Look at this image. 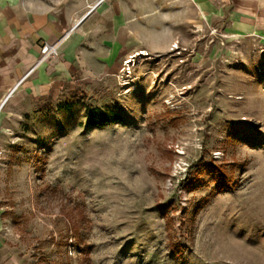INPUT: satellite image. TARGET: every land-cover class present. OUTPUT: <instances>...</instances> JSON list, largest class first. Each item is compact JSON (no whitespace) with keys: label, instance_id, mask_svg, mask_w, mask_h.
<instances>
[{"label":"rangeland","instance_id":"obj_1","mask_svg":"<svg viewBox=\"0 0 264 264\" xmlns=\"http://www.w3.org/2000/svg\"><path fill=\"white\" fill-rule=\"evenodd\" d=\"M158 18L168 48L0 115V207L26 264H264V17L160 0Z\"/></svg>","mask_w":264,"mask_h":264},{"label":"crops","instance_id":"obj_2","mask_svg":"<svg viewBox=\"0 0 264 264\" xmlns=\"http://www.w3.org/2000/svg\"><path fill=\"white\" fill-rule=\"evenodd\" d=\"M224 1L253 30L264 17V0ZM159 6L160 0H0V103L7 99L5 109L31 87L43 95L73 93L105 81L134 54L168 48ZM46 43H59L60 55L37 65ZM5 229L0 207V264H26Z\"/></svg>","mask_w":264,"mask_h":264},{"label":"built area","instance_id":"obj_3","mask_svg":"<svg viewBox=\"0 0 264 264\" xmlns=\"http://www.w3.org/2000/svg\"><path fill=\"white\" fill-rule=\"evenodd\" d=\"M41 56H40V60L38 62L37 65H40L44 62H47L48 60L52 59V58H56L60 55V50H59V43L51 45V44H44L41 48V52H40ZM135 58L134 56H131L130 58H128L127 60H125V66H127L128 68L131 66H134L135 64ZM130 71V70H129ZM31 74V72H30ZM30 74H28L26 77H28ZM7 99L3 102L0 103V113L2 112V110L4 109L5 105H6Z\"/></svg>","mask_w":264,"mask_h":264},{"label":"trees","instance_id":"obj_4","mask_svg":"<svg viewBox=\"0 0 264 264\" xmlns=\"http://www.w3.org/2000/svg\"><path fill=\"white\" fill-rule=\"evenodd\" d=\"M109 118H110L109 116H104L103 119H102L101 125H104V124L108 123ZM117 119L119 120L120 118H117ZM95 124H96V122H92L90 125H95ZM201 164H202V161L198 162L197 164H195L194 166H192L189 169V172L187 174V179L186 180H188L191 177L193 172L198 171V169L200 168ZM75 234H76V238L79 237L78 236L79 235V229H75Z\"/></svg>","mask_w":264,"mask_h":264},{"label":"bare ground","instance_id":"obj_5","mask_svg":"<svg viewBox=\"0 0 264 264\" xmlns=\"http://www.w3.org/2000/svg\"><path fill=\"white\" fill-rule=\"evenodd\" d=\"M140 55H143V53H140Z\"/></svg>","mask_w":264,"mask_h":264}]
</instances>
